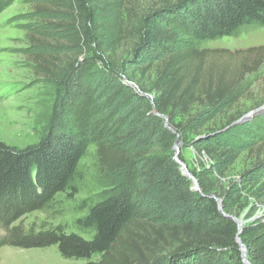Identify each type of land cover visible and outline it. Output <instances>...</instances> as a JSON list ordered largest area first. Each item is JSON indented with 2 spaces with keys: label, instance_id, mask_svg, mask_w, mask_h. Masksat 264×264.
I'll return each instance as SVG.
<instances>
[{
  "label": "trees",
  "instance_id": "16d2710c",
  "mask_svg": "<svg viewBox=\"0 0 264 264\" xmlns=\"http://www.w3.org/2000/svg\"><path fill=\"white\" fill-rule=\"evenodd\" d=\"M12 1L0 0V13ZM44 2L49 5H41V11L54 6L69 16L64 25L71 48L85 49L87 60L116 84L107 87L108 93L104 85L91 93L88 83L77 87V77L70 83L82 69L74 58L62 74L52 73L58 104L39 142L17 148L0 141V247L56 245L66 259L100 256L86 264H247L231 217L249 204L264 208V109L239 121L243 113L233 107L247 92L245 76L264 62V48L243 52L235 67H204L196 45L264 26V0H176L140 15L125 7V0ZM122 45L125 53L117 55ZM153 64L155 78L149 84L129 72L132 67L145 72ZM69 76L61 95L62 80ZM79 93L81 113L65 115L60 125L62 102ZM109 112L116 117L104 130ZM178 116L183 118L176 121ZM56 122L60 127L53 129ZM188 133L195 138L186 141ZM177 135L197 155V166L188 170L198 189L173 158ZM90 145L96 146L106 185L104 195L76 220L93 232L91 237L60 226L24 230L21 217L47 207L60 193L76 191L73 183ZM244 152L251 165L238 180H227ZM137 198L148 202L141 213ZM252 216L250 211L239 237L248 264H264V214Z\"/></svg>",
  "mask_w": 264,
  "mask_h": 264
},
{
  "label": "rangeland",
  "instance_id": "374dc122",
  "mask_svg": "<svg viewBox=\"0 0 264 264\" xmlns=\"http://www.w3.org/2000/svg\"><path fill=\"white\" fill-rule=\"evenodd\" d=\"M44 1L13 0L0 13V141L17 148L37 144L48 129L49 117L54 115V107L58 104L52 73L62 74L74 58L79 59L77 67L81 66L82 69L70 79V83L77 77V87L83 89L86 87L84 84L88 83L92 87L91 93L98 92L102 85L103 91L109 86L114 89L116 84L112 77L101 72L102 68L95 65L94 61L87 60L90 55L85 49L79 53V48H71V33L67 32V26L64 25L70 20L69 16L62 14V10L54 6L51 10L41 11V5L45 8L49 5ZM165 2L174 3L176 0H125V7L140 15L151 7L160 8ZM123 14L125 17L126 11ZM62 23L63 26H60ZM60 29L62 32H59ZM259 47L264 48V26L244 27L234 35L196 45L198 52H203L200 55L204 67L223 64L235 67L238 60H242L243 52ZM123 53L124 45L117 49V55ZM155 66L153 64L152 68L145 72H142L141 68L132 67L129 72L140 84H149L155 78ZM69 78L70 76L65 81L62 80L64 85L58 90L61 95L66 94L65 87ZM245 83L247 92L233 107L234 111H242L243 116L264 107V62L258 72L245 76ZM81 95L79 93V96H73L74 99H71L70 95L64 99L62 112L60 111L58 116L59 121L56 118L60 125L64 123L65 115L71 114L75 117L81 113L82 107L78 105L84 100ZM113 113L109 112L105 116L107 121L104 123V130L111 119L116 117ZM176 118L178 121L183 117ZM58 122L52 126L53 129L60 127L57 126ZM194 138L192 133L186 135V141ZM179 140V155L187 169H193L197 166V155L180 135ZM201 160L207 164L204 157ZM250 165L248 154L241 153L231 166L227 180H238V174ZM223 182L227 184V181ZM73 184L76 191L69 189L60 193L47 207L21 217L18 222L24 230L37 232L40 229L60 226L68 233L73 232L90 238L93 232L78 227L76 220L105 193L106 185L97 164L95 145L88 147ZM135 203L140 213L149 207L145 199L137 198ZM250 211L253 212L250 219L264 214V208L249 204L236 218L247 220ZM146 218L148 215L140 217L141 220ZM136 229L141 231V228ZM99 259L98 254L89 260L66 259L61 256L56 245L30 248L11 245L0 247V264H86L97 263Z\"/></svg>",
  "mask_w": 264,
  "mask_h": 264
},
{
  "label": "water",
  "instance_id": "95a60500",
  "mask_svg": "<svg viewBox=\"0 0 264 264\" xmlns=\"http://www.w3.org/2000/svg\"><path fill=\"white\" fill-rule=\"evenodd\" d=\"M262 109H264V107H262V108H260V109H258V110H255V111H253V112H251V113H249V114H246V115L242 116V117L239 119V121H241V120H243V119H245V118L251 116L252 114H254V113H256V112H258V111H260V110H262ZM165 125L167 126V118H165ZM180 145H181V141L179 140V135H177V136H176V140H175V142H174V144H173V146H172V149H173V151H174V157H173V158H174V160L177 162V164L179 165V169H180L181 173H182L185 177H187V178H189V179L192 180L193 188H194V189H198L197 180H196L195 178H193V176L191 175V173H190L189 170L187 169L186 164H185L183 161H181V160L179 159V157H178V155H179V148H180ZM217 202H218V208L221 210V203H220V200L217 199ZM231 218L237 223V226H238V233H237V235H236V243H237L238 246H239V250H240V252H241V256H242L243 261H244L245 263L248 264L247 254H246V248H245V246L243 245V243L241 242V239H240V237H239L240 231H241V229H242V225H243L244 223H246V220H242L241 218H240V219H237V218H235V217H231Z\"/></svg>",
  "mask_w": 264,
  "mask_h": 264
}]
</instances>
